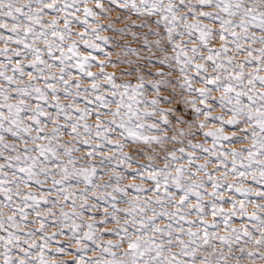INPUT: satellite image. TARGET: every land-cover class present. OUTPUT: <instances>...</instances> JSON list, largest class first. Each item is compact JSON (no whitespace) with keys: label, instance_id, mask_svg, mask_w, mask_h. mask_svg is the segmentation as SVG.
Here are the masks:
<instances>
[{"label":"snow or ice","instance_id":"1","mask_svg":"<svg viewBox=\"0 0 264 264\" xmlns=\"http://www.w3.org/2000/svg\"><path fill=\"white\" fill-rule=\"evenodd\" d=\"M0 264H264V0H0Z\"/></svg>","mask_w":264,"mask_h":264}]
</instances>
